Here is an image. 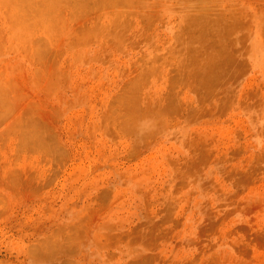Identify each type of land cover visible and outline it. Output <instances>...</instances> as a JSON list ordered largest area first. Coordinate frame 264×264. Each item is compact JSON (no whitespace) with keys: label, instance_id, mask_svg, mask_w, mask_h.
Masks as SVG:
<instances>
[{"label":"rangeland","instance_id":"374dc122","mask_svg":"<svg viewBox=\"0 0 264 264\" xmlns=\"http://www.w3.org/2000/svg\"><path fill=\"white\" fill-rule=\"evenodd\" d=\"M0 264H264V0H0Z\"/></svg>","mask_w":264,"mask_h":264}]
</instances>
